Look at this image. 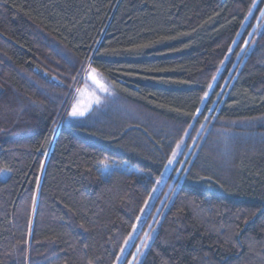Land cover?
Returning a JSON list of instances; mask_svg holds the SVG:
<instances>
[{
  "label": "trees",
  "instance_id": "16d2710c",
  "mask_svg": "<svg viewBox=\"0 0 264 264\" xmlns=\"http://www.w3.org/2000/svg\"><path fill=\"white\" fill-rule=\"evenodd\" d=\"M254 2L0 0V264H115L187 134L194 156L140 264H264ZM88 63L114 93L72 119Z\"/></svg>",
  "mask_w": 264,
  "mask_h": 264
},
{
  "label": "rangeland",
  "instance_id": "374dc122",
  "mask_svg": "<svg viewBox=\"0 0 264 264\" xmlns=\"http://www.w3.org/2000/svg\"><path fill=\"white\" fill-rule=\"evenodd\" d=\"M257 2H258V0H257ZM262 10H264V6H263ZM251 16L252 15H250V17L246 21L243 30L241 31V33L238 36V39H239L240 35L243 33V31L245 30V28L248 26V23H249V20L251 19ZM260 19H261V21H263L264 17H262L259 14V19H258L253 31H255L256 28H258V27L260 28V24H258L260 22ZM238 39H237V41H238ZM232 50H233V48H232ZM232 50H231V52H232ZM220 72H222V71H220ZM218 77H216L211 88L207 92L208 96L204 98L203 105H205V103L208 101L210 94L213 91V89L217 83ZM100 78L102 79V82L105 83L109 87L110 91L108 93L101 92V90L99 89V86L94 84L92 82V80L88 78V72H86L83 76V79H82L79 87L75 90V94H74V97H73L71 105H70V112L74 106L78 107L80 109H84V108H88L89 105H91V107L89 108V111L85 114V116H87L95 108H97L101 105V104L97 105L95 103V96H100L102 98V101H103L102 103L105 102L106 98H110L111 96H113L114 91H113L112 85L103 76H101ZM119 112H120L119 114L123 113L121 115V117L122 116L128 117V118L134 117V115L130 112V109L128 107H125V105L119 107ZM71 118L77 119V118H81V117H71ZM199 131H200L199 133H201V129ZM187 136H188V134L182 140L183 141L182 144H181V142L179 143L180 147L179 148L176 147L174 150L178 153L177 159L181 163L173 164L172 166H170V168L167 171L164 170L162 175L160 176V178L157 180V181H159V183L156 182V185L153 189L151 197L148 200L147 205H146L143 213L139 217L137 223L133 227V230H132L130 236L128 237L127 241L125 242V244L123 246L124 253L119 254L118 257L120 259H119V261L117 259L115 264H140V262L142 261L147 249L149 248V247L145 248L142 244V242L145 241V233H148L152 236V239L147 241V243L150 246V243L152 242V240L155 236V233H156V227H157L156 223L158 222L159 213H160V210L162 208V205H163L164 201L166 200V198L168 197V195H170V194L174 193V191H176L177 180L179 178L180 173L186 169L188 162L194 156L193 146L192 145L189 147L186 146L187 145V140H186ZM121 167H125V166H121ZM7 173H8L7 171H4L2 173V176H6ZM161 195H162L161 202L154 209L155 201ZM138 248L141 249L140 253L137 252ZM125 257H126V260H125ZM133 257H135L136 259L133 260Z\"/></svg>",
  "mask_w": 264,
  "mask_h": 264
},
{
  "label": "snow or ice",
  "instance_id": "6c2138e0",
  "mask_svg": "<svg viewBox=\"0 0 264 264\" xmlns=\"http://www.w3.org/2000/svg\"><path fill=\"white\" fill-rule=\"evenodd\" d=\"M259 2H260V3H264V0H259ZM252 8H256L257 10H259V11H260V15H261L262 17H264V10H260V9H259V5H258V3H255V2H254L253 5H252ZM252 8L249 9V15H252ZM245 19H247V17H246ZM242 27H243V25H242ZM249 35H251V33H250ZM246 43H247V42H246ZM242 51H243V49H242ZM83 70H84V66L82 65V71H83ZM87 72H88V78L91 79L92 82H93L94 84H96V85L99 86V89L101 90V92H103V93H108V92L110 91L109 87H108L105 83H103V82H102V79L100 78V77L102 76V74L98 71V69L92 67L90 63H88V65H87ZM209 88H211V85H209ZM204 96L207 97V96H208V93L205 92V93H204ZM102 102H103V101H102V98H101L100 96H95V103H96L97 105L102 104ZM203 102H204V99H203V97H202V98H201V103H203ZM90 107H91V105H89L88 108L80 109V108L74 106V107L72 108L71 112L68 113V114H69L71 117H84L85 114L89 111V108H90ZM197 113H199V114L202 115L200 109H197ZM190 118L193 119V120H195L197 117H196V115H192ZM204 119H205V120H208L209 118H208L207 116H205ZM191 126H192V125H189V127H191ZM201 127H204V126L201 125ZM182 143H183V141H181V144H182ZM179 147H180V144L177 145V148H179ZM177 156H178V153H177L176 151H173V152L171 153V156L168 158L167 163L164 165V168H165L166 171H167V170L170 168V166H172L173 164L181 163V162L177 159ZM101 163L103 164V166H104L105 168L109 167V164H110V162H109V160H108L107 158H105L103 161H101ZM157 183H159V181H157ZM80 227H83V225H81ZM151 239H152V236H151L150 234H148V233H145V241L142 242V244H143V246H144L145 248H148V247H149V244L147 243V241H149V240H151ZM137 252L140 253V252H141V249L138 248V249H137ZM121 253H122V254L124 253V249H121ZM117 259H118V261H119L120 258L118 257ZM135 259H136V258L133 257V260H135ZM125 260H126V257H125Z\"/></svg>",
  "mask_w": 264,
  "mask_h": 264
}]
</instances>
